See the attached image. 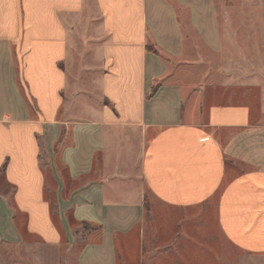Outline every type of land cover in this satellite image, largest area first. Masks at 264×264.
Listing matches in <instances>:
<instances>
[{
	"label": "crops",
	"instance_id": "obj_1",
	"mask_svg": "<svg viewBox=\"0 0 264 264\" xmlns=\"http://www.w3.org/2000/svg\"><path fill=\"white\" fill-rule=\"evenodd\" d=\"M231 4L0 0V264H264V7Z\"/></svg>",
	"mask_w": 264,
	"mask_h": 264
},
{
	"label": "rangeland",
	"instance_id": "obj_2",
	"mask_svg": "<svg viewBox=\"0 0 264 264\" xmlns=\"http://www.w3.org/2000/svg\"><path fill=\"white\" fill-rule=\"evenodd\" d=\"M232 7H238L239 9L243 10H251L254 7H264V0H231ZM252 67V64H250ZM256 67H260L261 70L264 69L263 63L254 64ZM1 170V169H0ZM0 195H5L8 199L11 200V197L13 195V190L9 187H7L2 179V176L0 175ZM73 229L76 232H85L88 230L87 226H79L75 224H71ZM79 246H77L75 249L69 251L68 249H64V257H68L69 259H72L74 256V253L77 251ZM130 249L134 252V246H132ZM120 264H123L122 255H120Z\"/></svg>",
	"mask_w": 264,
	"mask_h": 264
},
{
	"label": "trees",
	"instance_id": "obj_3",
	"mask_svg": "<svg viewBox=\"0 0 264 264\" xmlns=\"http://www.w3.org/2000/svg\"><path fill=\"white\" fill-rule=\"evenodd\" d=\"M155 89H156V87H153V88L151 89L150 95H152V94L155 92Z\"/></svg>",
	"mask_w": 264,
	"mask_h": 264
}]
</instances>
